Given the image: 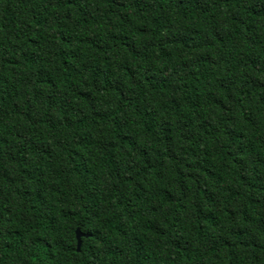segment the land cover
Returning a JSON list of instances; mask_svg holds the SVG:
<instances>
[{
    "label": "trees",
    "instance_id": "1",
    "mask_svg": "<svg viewBox=\"0 0 264 264\" xmlns=\"http://www.w3.org/2000/svg\"><path fill=\"white\" fill-rule=\"evenodd\" d=\"M0 264H264V0H0Z\"/></svg>",
    "mask_w": 264,
    "mask_h": 264
},
{
    "label": "water",
    "instance_id": "2",
    "mask_svg": "<svg viewBox=\"0 0 264 264\" xmlns=\"http://www.w3.org/2000/svg\"><path fill=\"white\" fill-rule=\"evenodd\" d=\"M76 237H77V251L81 250V246H82V238L83 237H87V235L83 234L80 229L78 228L76 231Z\"/></svg>",
    "mask_w": 264,
    "mask_h": 264
}]
</instances>
